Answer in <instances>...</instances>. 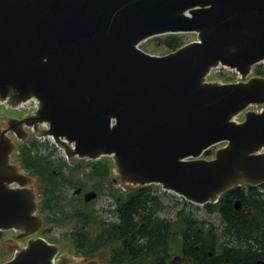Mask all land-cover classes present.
<instances>
[{"label": "water", "instance_id": "95a60500", "mask_svg": "<svg viewBox=\"0 0 264 264\" xmlns=\"http://www.w3.org/2000/svg\"><path fill=\"white\" fill-rule=\"evenodd\" d=\"M189 31L198 40L166 55L138 47ZM263 59L264 0H0V95L41 100L39 116L18 123L48 120V132L75 143L71 155L113 154L121 179L161 183L197 202L264 181V111L232 120L264 104V77L204 82L211 65L247 74ZM222 141L215 159L201 157ZM12 149L0 130V229L33 232L45 225L34 214L41 181L31 176L34 190L8 187L31 181L9 164ZM26 245L8 238L4 254L23 248L5 264H53L56 245L42 237Z\"/></svg>", "mask_w": 264, "mask_h": 264}, {"label": "trees", "instance_id": "16d2710c", "mask_svg": "<svg viewBox=\"0 0 264 264\" xmlns=\"http://www.w3.org/2000/svg\"><path fill=\"white\" fill-rule=\"evenodd\" d=\"M186 42V34L177 33L156 36L147 44L152 43L155 48L163 49L161 53L165 54ZM255 73L264 75L263 67L257 66ZM211 152L212 149L206 154ZM18 161L42 182L40 211L45 215L47 224L43 234L71 219L72 227L63 238L72 242L78 254L95 253L106 264H170L173 253L171 246L177 238V250L174 252L184 255L191 264H215L214 261L219 264H244V256H251L241 242L244 239L256 241L257 223L264 212V198L253 190L230 188L223 193L218 203L209 205L210 210L221 213L222 231L220 226L184 209L177 212L175 219L159 216L165 205L154 193V185L130 187L125 193H114L120 218L117 222L107 224L97 215L93 203L86 202L82 195L70 199L64 187L71 184L76 188L90 189L92 183L80 175L89 168L83 176L89 177L94 182L93 188L101 194L105 183L113 176V163L108 157L88 163L78 161L69 174L64 173L62 163L33 154L25 146ZM237 199L242 202L241 211L234 205ZM77 201L78 204H75ZM244 202L248 206L245 213ZM93 226L97 228L90 229ZM55 238L50 236V240ZM230 241H239V244L228 246ZM210 251L217 256L214 253L210 255ZM196 255H200V258Z\"/></svg>", "mask_w": 264, "mask_h": 264}, {"label": "rangeland", "instance_id": "374dc122", "mask_svg": "<svg viewBox=\"0 0 264 264\" xmlns=\"http://www.w3.org/2000/svg\"><path fill=\"white\" fill-rule=\"evenodd\" d=\"M186 38L188 40H195L197 38V33L196 32H187L186 33ZM142 47H144V49L148 50V51H154V52H163V49H158V48H155L154 45L152 43H149L147 44V42H145ZM2 111V112H1ZM248 111V110H246ZM13 113L15 114H18L20 115V112L16 111V110H12ZM8 113L4 112V108L0 105V127H5L7 126L8 124V119L9 117L7 116ZM32 177H35L37 178L36 176H32ZM81 177L85 180V181H90L91 179L88 177H85L83 175H81ZM39 179V178H37ZM90 183H92V186L91 188H93V181H90ZM73 187H67V185L64 187V191L66 193V196H68L70 199H73L71 198L72 196L69 195L71 193V190H72ZM115 188H117V186H115ZM94 189V188H93ZM41 190H42V182H41ZM155 191H157V194L159 195V197L161 198V200L164 202V204L166 205V207L160 211L159 213V216L161 217H164V218H168V219H175L176 217V214H177V210H178V207L174 205V203L172 202V198L171 196H166L163 194V190L162 188L159 189L157 188ZM122 194V193H121ZM104 194L102 193V195H100L97 200L94 201L93 203V207L94 209L97 211L98 213V209H99V205L98 204V200L102 199ZM75 204H78V201L77 202H74ZM67 208H70V206H68ZM99 214V213H98ZM198 216L200 218H204V219H207V220H212V221H216V222H220V217L217 213L213 212L212 214H208L207 212H205L204 210H200L198 212ZM37 217H42L40 215V213L37 215ZM72 224H73V221H71V219H68L66 221V223H63V224H58V225H55L54 229L47 233L46 234V238H50V236H56V237H65V233L67 232V230L69 229V227H72ZM45 226V225H43ZM43 226L37 228V230L39 229L38 234H40V231ZM90 228V227H89ZM97 228V226H93V228L91 227L90 229L92 230H95ZM34 233V232H33ZM15 234H19V232L17 231H6L1 237H0V264L9 260L13 254H14V251L16 250V246L14 248H12L11 250H9L8 252H6L4 254V243L6 242V240L9 238L11 240H14V241H17L19 243H22L24 245H26L29 241V239L31 238V235H32V232H28V233H25L23 235H20V236H15ZM175 241H178L177 238L174 239ZM172 244L171 246V250H172V256L170 258V260H173L174 257L177 255L176 251L177 250V242H175ZM56 244L58 246H60V254L63 255L64 253H68L72 256H74V251L75 249L72 247V242L71 241H68V240H64L62 239V241H58L56 242ZM76 257V256H74ZM79 257V256H78ZM95 260H98V263L99 264H106V262L104 261V259H102L101 257H99L98 255H95V256H88V257H80L74 261H72L73 264H89V261H95Z\"/></svg>", "mask_w": 264, "mask_h": 264}, {"label": "flooded vegetation", "instance_id": "af4514ba", "mask_svg": "<svg viewBox=\"0 0 264 264\" xmlns=\"http://www.w3.org/2000/svg\"><path fill=\"white\" fill-rule=\"evenodd\" d=\"M242 206H240V209ZM248 206L244 202V213L247 211ZM260 221L257 223V239L256 241H246L244 239V242L242 241L244 247L248 248V252L251 254V256H244V264H264V212L260 214ZM224 241V239L222 240ZM233 244L238 245L239 241H230L228 242V246H233ZM198 250H199V246ZM216 255L215 252L210 251V255ZM196 257L199 259L200 255H196ZM249 261V262H248ZM215 264H219L218 261H214ZM172 264H191L184 255L178 254L177 257H175L172 260Z\"/></svg>", "mask_w": 264, "mask_h": 264}]
</instances>
